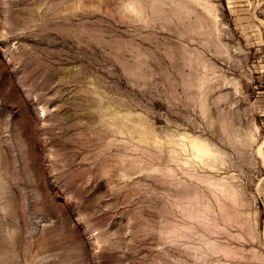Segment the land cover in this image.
Masks as SVG:
<instances>
[{
	"label": "rangeland",
	"instance_id": "rangeland-1",
	"mask_svg": "<svg viewBox=\"0 0 264 264\" xmlns=\"http://www.w3.org/2000/svg\"><path fill=\"white\" fill-rule=\"evenodd\" d=\"M0 264H264V0H0Z\"/></svg>",
	"mask_w": 264,
	"mask_h": 264
},
{
	"label": "bare ground",
	"instance_id": "bare-ground-1",
	"mask_svg": "<svg viewBox=\"0 0 264 264\" xmlns=\"http://www.w3.org/2000/svg\"><path fill=\"white\" fill-rule=\"evenodd\" d=\"M31 99L33 101H36L37 100L35 96H31ZM44 115H45V111L43 109H41V112L39 113V116H44Z\"/></svg>",
	"mask_w": 264,
	"mask_h": 264
}]
</instances>
